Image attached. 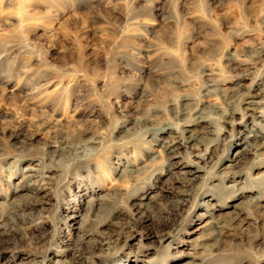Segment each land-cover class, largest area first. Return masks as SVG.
I'll use <instances>...</instances> for the list:
<instances>
[{"label": "rangeland", "instance_id": "obj_1", "mask_svg": "<svg viewBox=\"0 0 264 264\" xmlns=\"http://www.w3.org/2000/svg\"><path fill=\"white\" fill-rule=\"evenodd\" d=\"M0 264H264V0H0Z\"/></svg>", "mask_w": 264, "mask_h": 264}, {"label": "bare ground", "instance_id": "obj_2", "mask_svg": "<svg viewBox=\"0 0 264 264\" xmlns=\"http://www.w3.org/2000/svg\"><path fill=\"white\" fill-rule=\"evenodd\" d=\"M244 93H245V92H244ZM250 95H251V94H250ZM243 96H244V95H243ZM243 96H242V97H243ZM244 101H246V100H244ZM245 103H246V105H247L248 108H249V107L251 108V105H253L255 102H253L252 99H249V100H248L247 102H245ZM248 108H247V109H248ZM250 108H249V109H250ZM254 108H255V107H254ZM252 109H253V108H252ZM256 110H257V109H256ZM261 114H262V112H260L259 115H261ZM197 124H198V123H197ZM197 124H196V125H197ZM193 128H194V127H193ZM171 129H173V128H171V127H169V126H164V127L162 128V130H165V131L168 130V132H172ZM191 129H192V128L190 127V125H186L185 127H183V131H190ZM193 130H194V129H193ZM253 135H254L255 137H258V136H260L261 134L259 133V131H257V132H255ZM176 137H177V136H176ZM246 143H247V141H246ZM172 148H173V146L168 147V151L172 150ZM143 217H144V216H143ZM132 219L135 220V223H136V224H132V225L135 226V225L141 224V222H142L141 219H143V218H141V219H139V220H138L137 218H136V219H135V218H132ZM132 221H133V220H132ZM132 221H131V222H132ZM132 223H133V222H132ZM129 226H130V225H129ZM132 227H133V226H132ZM104 243H106V242H104Z\"/></svg>", "mask_w": 264, "mask_h": 264}]
</instances>
